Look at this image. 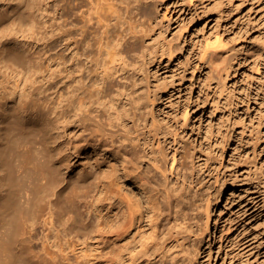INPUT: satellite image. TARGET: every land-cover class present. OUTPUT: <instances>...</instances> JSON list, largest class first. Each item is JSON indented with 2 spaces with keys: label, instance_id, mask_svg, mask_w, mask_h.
I'll return each instance as SVG.
<instances>
[{
  "label": "rangeland",
  "instance_id": "rangeland-1",
  "mask_svg": "<svg viewBox=\"0 0 264 264\" xmlns=\"http://www.w3.org/2000/svg\"><path fill=\"white\" fill-rule=\"evenodd\" d=\"M148 3L155 118L231 184L198 264H264V0ZM90 127L72 116V0H0V205L20 204L0 264H107L118 160Z\"/></svg>",
  "mask_w": 264,
  "mask_h": 264
},
{
  "label": "bare ground",
  "instance_id": "bare-ground-1",
  "mask_svg": "<svg viewBox=\"0 0 264 264\" xmlns=\"http://www.w3.org/2000/svg\"><path fill=\"white\" fill-rule=\"evenodd\" d=\"M150 7L148 0H72V116L82 115L118 160L103 175L106 263L198 264L231 184L197 164L176 129L155 118L157 95L145 77ZM47 173L54 178L53 168ZM19 206L0 205L8 233Z\"/></svg>",
  "mask_w": 264,
  "mask_h": 264
}]
</instances>
